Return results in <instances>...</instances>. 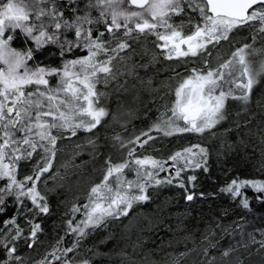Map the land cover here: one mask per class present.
Segmentation results:
<instances>
[{
    "label": "snow or ice",
    "instance_id": "6c2138e0",
    "mask_svg": "<svg viewBox=\"0 0 264 264\" xmlns=\"http://www.w3.org/2000/svg\"><path fill=\"white\" fill-rule=\"evenodd\" d=\"M47 3L49 0H0V181H6L0 187V204H4L7 197H15L17 201L27 197L42 213H47L48 207L43 203L45 197L37 190L36 182L40 175L51 168L50 158L55 157L57 140L60 138L56 133L70 132L75 136L77 130L91 132L101 123L106 112L97 106L98 97L102 95L96 89L100 74L104 75L107 83L115 58L109 53H118V50L129 47L127 42L122 41L116 48L109 49L106 41L101 39L103 32L94 37L93 30L84 25L100 21H94L90 12L86 11L70 22L60 19L63 13L57 14L54 4L50 11L40 6ZM185 5L199 17L193 24L194 30L189 33L183 31V23H173V16L181 15ZM87 7L98 9L108 33L115 35L123 29L124 36H131L133 32L155 35L163 42L158 47L170 49L166 54L167 59L189 55L196 57L208 45L228 40L230 33L246 25L264 33V0H89ZM45 16L51 21L48 25L42 19ZM49 27L56 31L49 32ZM62 28L74 30L75 40L61 41L62 33L59 30ZM16 30L34 40L37 49L52 42L59 43L62 50L65 46L69 50L82 47L87 55L65 61L62 68L42 67L39 64L29 66L33 50L21 51L11 46L14 39L12 33ZM251 47L244 44L237 48L231 53V58L216 69H192L191 74L177 84L174 100L166 106L165 113L161 114L152 130L164 136L203 133L225 118L228 98L247 103L253 86L264 75V61L258 68L252 67V61L248 58ZM101 56L104 58L101 59ZM51 76L58 77L55 86L48 79ZM236 89L241 90L239 95ZM143 135L147 139L140 142V137H137L132 143L140 142L142 147L152 139L147 132ZM38 148L50 154L45 156L46 163L43 167L37 166L35 178L27 176L24 181L18 180V161L31 157ZM194 148L206 153L199 145H192L177 151L169 159L175 164L183 160L185 166L199 168L200 163L194 159L197 155ZM134 151L130 149L128 155L133 156ZM134 163L137 167L131 168L128 162L112 164L109 161L102 180L91 187L88 203L83 205L85 219L76 226L69 222L73 232L84 236L85 229L101 225L108 217L127 215L133 202L148 199L146 188L150 182L154 181L156 185L164 183L156 178V173L166 170V162L144 157L136 158ZM125 169L134 171L136 178L126 179ZM181 171V167L176 168L177 177ZM189 179L194 180L195 177ZM28 181H32V186L26 188ZM180 186L183 187V184ZM248 186L264 192V182L236 179L222 191L236 197L242 195L241 189ZM187 199L192 200L193 196L188 195ZM242 204L244 208L249 206L247 199ZM72 211L79 212L80 209L74 207ZM9 223L14 224L15 221L10 220ZM37 229L39 225L34 226L33 237ZM18 235L19 230L12 239ZM0 247L7 250L9 258L16 252V248L8 247L6 242L0 241ZM72 250L69 248L65 251ZM52 255L55 256V253ZM55 258L59 259L58 256Z\"/></svg>",
    "mask_w": 264,
    "mask_h": 264
},
{
    "label": "rangeland",
    "instance_id": "374dc122",
    "mask_svg": "<svg viewBox=\"0 0 264 264\" xmlns=\"http://www.w3.org/2000/svg\"><path fill=\"white\" fill-rule=\"evenodd\" d=\"M78 1L80 3L77 4L74 0H49V3L40 6L50 11L54 4L57 14L68 12L75 18L83 15L79 13V9L89 3V0ZM184 7L185 11L181 15L173 16V23L176 25L183 23V31L189 33L194 30L193 24L199 17L187 5ZM86 8L89 12L90 8L87 6ZM92 12L95 14L96 20L98 19L100 22H94L91 25L86 24L84 27L91 28L94 37L103 32L104 37L101 39L106 41V47L109 49L116 48L118 43L122 41L127 42L129 45L123 51L118 50V53H109L115 56L112 60L113 72L107 77V83H105L104 75L100 74V82L96 85L98 93L102 94L98 97L99 104L97 106L104 108L106 115L102 117L101 123L91 132L77 130L75 136H72L70 132L56 133L60 138L57 140L55 157L50 158L51 168L40 175L39 181L36 182L37 190L45 197L43 203H46L48 207V212L42 213V215H48L49 212L53 211L52 208L57 205L61 209V216H64V221H62L64 232L57 249L53 245L48 247L43 245L40 241L42 238L39 240L40 236L32 238L29 235L26 238L22 235L17 237L15 242L10 243L9 247H15L16 252L11 258L7 255L4 264L6 262L7 264H41L42 261L43 264H84L85 261L88 264L98 263L97 261L107 262L106 264H108L111 260L110 256L113 255L112 251H116L115 249L107 250L113 240L111 232L124 227L123 224L128 225L133 216H137L134 224V228L138 229L137 231L142 227L143 232L153 233L166 229L178 233L181 229L177 221L155 220L153 217V212L157 211L155 209L151 213L147 212V214L141 212L148 209L150 211L155 203L152 202L149 191L163 190V192H167L166 189L170 185V183L169 185L167 183L156 185L154 181L150 182L146 188L147 200L133 202L127 215L108 217L101 225L85 229L86 235L84 236H80L78 232H73L69 222L76 226L85 219L83 205L88 203L91 187L102 180L109 166V161L112 164L128 162L131 168H135L137 167L134 163L136 158L152 157L166 162L164 164L166 170L163 172L167 178L172 179L173 182L179 178H185L188 181L189 177H195L206 170V166L212 158L211 152H214L212 149L218 148L217 154L226 150L227 142L224 139L227 138V135L231 137L237 133L242 125L246 126L254 119L258 120L259 124L263 123L264 125V75H262L253 86L247 103L232 98L226 100L225 118L215 127L206 129L203 133L186 132L172 136H164L162 133L152 130L153 125L159 121L161 114L165 113L166 106L174 100V90L177 84L182 78L189 76L192 69L203 71H207L209 68L216 69L222 62L231 58L233 51L244 44L252 46L248 49L250 53L248 58L252 61V67L258 68L260 63L264 61V33H259L255 28L246 25L230 33L228 40L208 45L207 49L201 51L196 57L189 55L167 59L166 54L170 49L166 50L158 47L163 42L158 40L155 35L133 32L131 36H124L123 29L113 35L108 33L104 18L99 16L98 9L91 8V15ZM42 19L46 25L50 23L47 16L42 17ZM189 21H192V23ZM49 29L52 28L49 27L48 31ZM160 31H163V29H160ZM12 35L14 36L11 42L12 47L24 51L32 46L37 50L33 53V59L28 62L29 66L37 64L42 66L49 56L48 52L42 48L43 46L37 49L35 41L20 32V30H16ZM253 37H255V42H253ZM100 58L103 59L104 57L101 56ZM48 79L52 78L48 77ZM54 82L58 83L57 76ZM225 90L227 91V88ZM235 92L239 95L241 90L236 89ZM125 100H127L126 104ZM132 100L134 101L132 102ZM249 105L254 108L253 111L250 112L249 116L240 118L237 113H242L243 109ZM168 115H171V113H168ZM259 128L261 130V127ZM111 131L128 134L131 141L123 147L119 146L116 150L111 149L109 151L110 156L105 155L101 159L103 164L96 168L94 162L102 156L99 153L98 135L101 132L110 133ZM146 132L149 133L152 139L141 147L140 142L147 139L143 135ZM259 132L258 129L252 136L254 140L256 139L255 150L259 148L257 146L258 142H256ZM251 135L252 132L249 136ZM137 137H140V142L132 143ZM157 138L160 139V142L157 141ZM192 145H199L206 150V153H200L199 148L193 149L197 153L194 159L200 163L199 168L194 167V165L185 166L183 160L179 164H175L169 159L177 151H183V149ZM130 149L135 150L133 156L128 155ZM35 155H38V151L29 159L26 175L21 176L20 172L19 178L23 179L27 176L35 178L37 166L43 167L46 163L45 156H50V154H45L43 149H41L38 157H35ZM257 165L259 174L257 172L256 175L248 177V180L264 182V150L263 152L261 150L257 152ZM177 167L182 168L179 177L176 176ZM87 169L90 170L87 172ZM125 178L134 180L136 178L135 172L125 169ZM30 186L32 184H29ZM248 187L257 192L260 198H264V192H258L251 186ZM248 187L244 188L248 189ZM241 196L234 197L230 193V200L240 204L242 202ZM240 205L243 207V204ZM32 206L35 205L32 204ZM74 207L79 208L80 211L73 212ZM36 210L38 209L36 208ZM22 217L24 218L23 215ZM51 217L52 222L59 221L58 218ZM246 218L239 219L230 225L224 226V228H219L217 232L211 235L212 237L204 236L199 244H205L194 249L195 253L190 262L187 257L190 254L189 252L193 251L184 250L187 245L176 247L174 258L171 261L173 264H245V262H247L246 264H264V227L256 222V219L259 218L252 216L250 217L252 218L251 221H247ZM32 241L37 248L31 254L29 251L33 248ZM71 241L73 242L72 245ZM92 242L97 243L96 251L91 248ZM69 248L74 249L66 252L65 250ZM79 249H84L85 252L78 251L79 255H76L75 252ZM137 249L136 246L131 245L126 240L123 252L118 256L116 255L115 258L122 257L120 258L122 259L121 264L127 263L128 260L131 262L127 264H154L153 257L157 261L158 257L150 253L142 255ZM168 250H172V248H166L163 252ZM225 252L228 255H224ZM52 253H55V256ZM162 253H159V256ZM56 256L59 259H56ZM139 256L142 257L140 262L132 263ZM16 257H19V259H16ZM112 263L118 264L119 262L112 261Z\"/></svg>",
    "mask_w": 264,
    "mask_h": 264
},
{
    "label": "trees",
    "instance_id": "16d2710c",
    "mask_svg": "<svg viewBox=\"0 0 264 264\" xmlns=\"http://www.w3.org/2000/svg\"><path fill=\"white\" fill-rule=\"evenodd\" d=\"M74 1L77 4L80 3L78 0ZM86 6L87 5L81 6L83 9H79L80 14H85L87 11ZM89 12H91V8ZM91 17L93 20H96L93 12ZM60 19H67L71 22L74 20V17L71 13L63 12V17ZM53 31H56V29H49V32ZM59 31L62 33L60 35L61 41L75 40L74 30H65L62 28ZM42 48L49 54L43 62V67L62 68L65 61L83 57L87 53L82 47H73L69 50L67 46H65L62 50L59 43L52 42L44 44ZM30 49L33 50V53L37 51L32 46ZM49 78H52L49 79L50 83L55 86L56 83L54 82V79L56 76ZM133 101L134 100H132V102ZM126 103L127 100H125V104ZM253 109L254 108H252L251 105L246 106L243 109V112L237 113V115L240 118H243V116L247 117ZM260 124L258 123V120L254 119V121L249 122L246 126L242 125L237 133L233 134L231 137L227 135V138L224 139L225 142H227V151H221L217 154L216 152L219 151L218 148L212 149L214 152H211L212 158L206 166V170L195 176V180L188 179L187 181L185 178H179L173 182L172 179L166 177L163 171L157 172V179L163 180L164 183H167L168 180H171L172 182L170 185L167 183L169 185L168 189H166L167 192H163V190H156L154 192L149 191L152 202L155 203L150 211L148 209L141 212L147 214V212L151 213L155 209V211L157 210L156 212H153L155 220L177 221L181 230L178 233H173L166 229L149 233L143 232L141 227L139 231H137L138 229L136 230V227L134 228L137 216H133L128 225L123 224L124 227H120L118 230L111 232V234H113V240L111 246L107 250L115 249L116 251H112L113 255L110 256L111 260H108V264H113L112 261H118V264H121L122 259L120 258L122 257L119 259L115 257L123 252L126 240H128L131 245L136 246V249L138 248L137 250L140 251V254L145 255L150 253L151 255L158 257L157 261L155 260V257H153L154 264H173L171 259L174 258L176 252L174 250L176 247H179V245L180 247L187 245L184 250L188 249V251H193L189 252L190 254L187 257L190 262L195 253L194 249L200 248L205 244H199V241L204 238V236H211L214 232H217L219 228H224V226L230 225L239 219L247 217V221H251L252 218L250 217L255 216L259 218L258 220L256 219V222L262 224L264 227V198H260L258 196L259 194L254 192L252 188H242V201L247 199L249 205L248 208L244 209V207L240 205L242 202L239 204L235 201H231L230 193L222 191V189L229 185L232 180H248V177H252L258 172L257 152H259V150L263 152L264 150V125L263 123ZM259 127H261V130ZM258 129L260 132L256 142H258L257 146L259 148H256L255 150L256 139L254 140L252 136H254V133ZM251 132L252 135L249 136ZM98 138V143L100 144L99 153H101L102 156L94 162L96 168L103 164L101 159H103L105 155L110 156L109 151L111 149L116 150L119 146L123 147L131 141L128 134L126 135L116 131H111L110 133L101 132L99 133ZM157 141L160 142V139ZM37 151L38 155H35V157L40 155L41 149L38 148ZM32 156H34V153ZM30 158L31 157H28V160L27 158L21 159L17 163L16 175L17 179L20 181H24L25 178H19V173L21 172V176L26 175L28 170L26 168L28 167V161ZM88 170L90 169H87V172ZM257 174H259V172ZM5 183L6 181H0V187L4 186ZM29 184H32L31 181L26 183V188L29 187ZM180 184H183V187H181ZM188 195H192L193 199L188 200ZM52 209L53 211L49 212L48 215H42V212L36 210L35 206H32L29 198L21 197L20 201H17L15 197H7L5 203L0 204V241L6 242L9 247L10 243L17 240V238L12 239V237L17 234V230H19L18 237L24 235V237L27 238L30 235L33 238L32 231L34 226L39 225V229L36 230L34 238L40 236L39 240L42 238L40 241L43 245L47 247L53 245V247L57 249L58 244L62 241L61 236L64 232V225L62 224L64 216H61V209L58 208L57 205ZM51 216L58 218L59 221L52 222ZM10 220H14L15 223H9ZM31 243H33V248L29 253L32 254L37 247L34 246L33 241ZM72 243L73 242L71 241V245ZM91 248L96 251L97 243L92 242ZM166 248H172V250L163 252ZM84 249L77 250L75 254L79 255V252H85L86 249ZM159 253L162 254L159 256ZM6 256L7 250L4 247H0V264H4ZM141 258L142 257L140 256L136 257L132 263L140 262ZM97 262L98 263L94 262L93 264L107 263L101 261ZM128 262L131 261L128 260ZM246 263L247 262H245V264Z\"/></svg>",
    "mask_w": 264,
    "mask_h": 264
}]
</instances>
